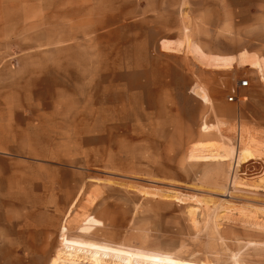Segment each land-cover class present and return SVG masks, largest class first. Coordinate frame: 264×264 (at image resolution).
I'll list each match as a JSON object with an SVG mask.
<instances>
[{"label":"rangeland","instance_id":"1","mask_svg":"<svg viewBox=\"0 0 264 264\" xmlns=\"http://www.w3.org/2000/svg\"><path fill=\"white\" fill-rule=\"evenodd\" d=\"M241 52L264 58V0H0V264H51L88 217L85 240L264 264V157L237 163L261 72L210 62Z\"/></svg>","mask_w":264,"mask_h":264},{"label":"bare ground","instance_id":"2","mask_svg":"<svg viewBox=\"0 0 264 264\" xmlns=\"http://www.w3.org/2000/svg\"><path fill=\"white\" fill-rule=\"evenodd\" d=\"M197 53L199 50H195ZM135 54H139L135 49ZM210 62L219 67H232L236 63L258 68L261 72L259 82L262 84L261 89H257L253 94L242 97L244 102L253 103L252 113L264 115V58L258 55H251L248 52H241L238 56H218L211 59ZM111 81V85H113ZM128 86V85H127ZM114 93V90L111 91ZM123 99V97H120ZM112 103L114 100L111 101ZM221 114H233L232 109H219ZM240 134V147L237 151V163L243 164L255 159L256 157H264V145L255 141L250 137L247 140L243 139L241 128ZM196 150L192 153L194 154ZM195 157V156H193ZM46 215V214H44ZM46 217V216H45ZM87 222L84 226L79 227L80 237H71L68 235L70 226L67 219L61 224L60 229V246L61 248L57 252L51 264H109L106 259L118 261L120 264H209V263H195L187 262L169 257L167 255L156 254L153 252H138L136 250H128L121 247L112 246L109 244L97 243L89 240H85L83 236L92 234L91 229L97 226L95 223L97 220L94 218H86ZM20 232V231H19ZM29 239H32V235L29 234ZM10 255L6 254L3 257V264H9ZM86 260V261H85Z\"/></svg>","mask_w":264,"mask_h":264},{"label":"built area","instance_id":"3","mask_svg":"<svg viewBox=\"0 0 264 264\" xmlns=\"http://www.w3.org/2000/svg\"><path fill=\"white\" fill-rule=\"evenodd\" d=\"M247 85H248V82L247 81L242 82V86L243 87H246Z\"/></svg>","mask_w":264,"mask_h":264}]
</instances>
